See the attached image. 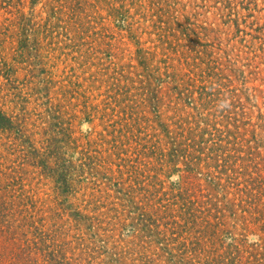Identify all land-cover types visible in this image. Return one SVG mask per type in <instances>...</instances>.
I'll use <instances>...</instances> for the list:
<instances>
[{"label": "rangeland", "instance_id": "1", "mask_svg": "<svg viewBox=\"0 0 264 264\" xmlns=\"http://www.w3.org/2000/svg\"><path fill=\"white\" fill-rule=\"evenodd\" d=\"M0 111V264H264V0H0Z\"/></svg>", "mask_w": 264, "mask_h": 264}, {"label": "trees", "instance_id": "2", "mask_svg": "<svg viewBox=\"0 0 264 264\" xmlns=\"http://www.w3.org/2000/svg\"><path fill=\"white\" fill-rule=\"evenodd\" d=\"M202 73H206L207 75L211 76L210 73H208L206 71V69H204L202 71ZM10 124H13V122L11 121V117H8L6 116L2 111H0V127L2 128H7L10 126ZM9 125V126H8ZM46 165V164H45ZM142 176H146L145 178V181L144 183L147 184V185H152V180L151 178H149V176H147V173H142L141 174ZM157 195H153V194H147V193H141V194H137V195H133V198L134 200H136L137 204H138V208L139 206H142V203L145 202V200L147 201H155V198H156ZM192 202V201H191ZM193 203V202H192ZM206 204H209V203H206ZM186 205H189V207L187 208V210L185 211L184 215L181 216V214L179 215L178 214V217L180 218V221H183V225H185L184 223L191 219L192 216H194V219H195V212H193V209H192V205L190 203V201L187 202ZM137 220V221H136ZM134 221H136L137 223H141V226H145V223L146 222H152V219L150 216H147L143 213H140L138 218L135 219ZM188 222V221H187ZM193 225H196L195 221L193 220V222H191ZM143 224V225H142ZM207 224H212V222L208 221ZM146 227V226H145ZM151 228V227H150ZM147 228H144L143 230H145ZM152 236H153V230L149 229V232ZM193 243V242H192ZM191 243V244H192ZM198 244H194L191 246V249L194 248L195 246H197ZM200 246L202 245V243L199 244Z\"/></svg>", "mask_w": 264, "mask_h": 264}]
</instances>
